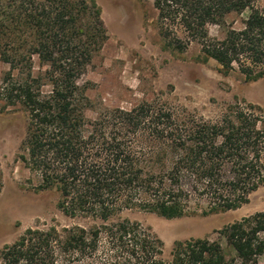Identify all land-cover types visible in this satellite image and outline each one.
<instances>
[{
	"label": "trees",
	"instance_id": "obj_1",
	"mask_svg": "<svg viewBox=\"0 0 264 264\" xmlns=\"http://www.w3.org/2000/svg\"><path fill=\"white\" fill-rule=\"evenodd\" d=\"M256 1L153 5L166 49L185 54L197 44L199 62L214 61L223 74L237 69L251 83L264 78V13ZM246 11L236 29L230 18ZM107 41L94 0H0V58L10 66L2 97L28 114L17 160L38 178V192L57 195L66 217L95 223L30 228L0 250V264H260L264 212L224 228L218 241L176 242L170 259L151 228L117 219L127 210L166 220L212 216L248 204L264 187V111L237 104L211 122L157 101L89 120L79 80ZM34 56L44 77L32 76ZM17 70L26 77L15 79Z\"/></svg>",
	"mask_w": 264,
	"mask_h": 264
},
{
	"label": "rangeland",
	"instance_id": "obj_2",
	"mask_svg": "<svg viewBox=\"0 0 264 264\" xmlns=\"http://www.w3.org/2000/svg\"><path fill=\"white\" fill-rule=\"evenodd\" d=\"M102 10L108 41L94 55L91 65L79 80L90 103L89 120L114 109L131 110L144 102H162L173 109H184L207 121H218L233 105H253L264 111V78L247 82L236 69L223 74L214 62H199L200 48L192 44L185 54L165 48L157 27L158 13L153 0H94ZM255 8L264 13V0ZM237 19L235 28H242ZM213 37L220 35L211 27ZM32 76L44 77L38 56L33 57ZM26 71V70H25ZM25 71L13 72L15 79L25 78ZM10 66L0 58V170L3 188L0 193V250L14 243L30 228L46 229L74 225L90 227L95 223L66 217L57 207L53 192H38L39 180L17 160L28 123L21 105L9 106L2 97L3 81ZM45 83V80L43 81ZM44 85L42 92L51 93ZM264 212V187L249 197V203L236 211L212 216L201 213L181 219L166 220L139 210L122 212L117 219L137 221L152 229L165 245V258L170 259L176 242L193 239L218 241L224 228ZM264 264V256L260 258Z\"/></svg>",
	"mask_w": 264,
	"mask_h": 264
}]
</instances>
